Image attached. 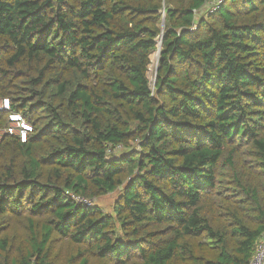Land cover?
<instances>
[{
	"label": "trees",
	"instance_id": "trees-1",
	"mask_svg": "<svg viewBox=\"0 0 264 264\" xmlns=\"http://www.w3.org/2000/svg\"><path fill=\"white\" fill-rule=\"evenodd\" d=\"M214 2L0 0V102L34 128L0 143V264L250 263L264 235V0L202 15ZM243 149L257 170L234 182L251 222L207 198ZM120 188L115 216L68 195Z\"/></svg>",
	"mask_w": 264,
	"mask_h": 264
},
{
	"label": "rangeland",
	"instance_id": "rangeland-1",
	"mask_svg": "<svg viewBox=\"0 0 264 264\" xmlns=\"http://www.w3.org/2000/svg\"><path fill=\"white\" fill-rule=\"evenodd\" d=\"M213 4L208 5L207 7L204 8V12L202 13V15H205V13L210 12L212 10V6ZM200 15V14H199ZM164 27V24H163ZM161 49V44H160V40L158 42V46H157V51L152 55L151 57V66L149 68V80L151 82V86L152 88H154L155 82H156V72H157V68H158V50ZM37 117V115H36ZM30 137L27 138L26 140L22 141L20 140L22 143H27L29 141ZM128 151V150H127ZM125 149L115 153L114 156L116 157H120L125 155ZM123 154V155H122ZM10 158V157H6ZM235 167L232 168L226 161L221 163L220 166L217 169V182H216V188L215 190L211 191L208 193V199L212 200V203L214 205V207L218 210H220L218 213H216L217 215H220L223 208H233L234 210H236V212L240 215H242L243 217H246L247 220H249L250 222L253 220L252 217V212H248L244 207L240 208V204L238 203L240 199H238L239 195H240V189L236 186L235 182H234V172H237L241 177H244L246 175V171L247 169L250 168L251 170V174H255V170H257L254 166L255 161L252 159V157L246 152V150H242L241 153L237 154L235 156ZM44 165V164H43ZM52 168L50 165L47 166H42V169L40 171L39 174V180L43 183L47 182V175L48 173L51 171ZM251 180V179H250ZM122 192V188H120L118 191L106 195L104 197L98 198L93 200V203L95 204V206L99 207L103 212H105L106 214L115 216V211H114V205L116 203V201L118 200V198L120 197ZM209 210V209H208ZM210 214V211L207 212V215ZM212 220H214L215 225L217 227H225L226 226V222L225 221H219V219L217 218H211ZM15 223V222H14ZM12 234H14L13 230H12ZM21 239V238H20ZM12 242H14L13 237L11 238ZM16 245L19 244L18 242V237H16ZM53 251L55 256L58 254L60 255L59 260L61 261L66 253L68 252V247L66 245L65 241H57L55 242V244L53 245Z\"/></svg>",
	"mask_w": 264,
	"mask_h": 264
},
{
	"label": "built area",
	"instance_id": "built-area-1",
	"mask_svg": "<svg viewBox=\"0 0 264 264\" xmlns=\"http://www.w3.org/2000/svg\"><path fill=\"white\" fill-rule=\"evenodd\" d=\"M223 1L224 0H217V2H214L211 6V12L216 11L220 3ZM0 111L9 113L8 125L5 128L0 129V143L6 136L17 137L18 139L24 141L29 138L32 133H34L33 126L25 119L22 113L11 111V102L8 98L0 102ZM68 195L73 200L77 201L78 204L86 206L93 205V201L90 199L81 198L73 193H68ZM249 264H264V235L257 244L255 254Z\"/></svg>",
	"mask_w": 264,
	"mask_h": 264
},
{
	"label": "water",
	"instance_id": "water-1",
	"mask_svg": "<svg viewBox=\"0 0 264 264\" xmlns=\"http://www.w3.org/2000/svg\"><path fill=\"white\" fill-rule=\"evenodd\" d=\"M161 41H162V36L160 37V44H161ZM160 56V49L158 50V57Z\"/></svg>",
	"mask_w": 264,
	"mask_h": 264
}]
</instances>
